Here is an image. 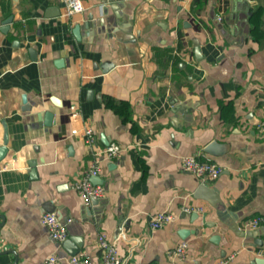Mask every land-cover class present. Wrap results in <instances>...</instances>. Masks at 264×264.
Segmentation results:
<instances>
[{
    "label": "crops",
    "instance_id": "1",
    "mask_svg": "<svg viewBox=\"0 0 264 264\" xmlns=\"http://www.w3.org/2000/svg\"><path fill=\"white\" fill-rule=\"evenodd\" d=\"M83 4L69 16L64 0H0V264L70 256L41 223L51 208L95 263L105 235L131 264H257L264 224L247 223L264 217V0ZM212 142L219 156L204 152ZM113 143L120 156H100L93 176L105 196L86 206L73 186ZM191 155L221 176L185 171ZM203 183L219 208L196 197ZM161 212L174 220L154 229Z\"/></svg>",
    "mask_w": 264,
    "mask_h": 264
},
{
    "label": "built area",
    "instance_id": "2",
    "mask_svg": "<svg viewBox=\"0 0 264 264\" xmlns=\"http://www.w3.org/2000/svg\"><path fill=\"white\" fill-rule=\"evenodd\" d=\"M67 5V13L69 16L80 13L84 10L83 0H64ZM258 129L264 133V122L258 125ZM86 143L90 146H96V137L91 128H88L85 132ZM121 154V147L115 143L108 145L105 149L99 150L95 148L94 155L96 161L93 166L88 169L83 177L74 184V189L84 200L86 206L90 205L93 200H100L105 196V189L102 185L94 184L91 181V177L98 175L100 171L99 157L102 156L107 159H115ZM182 167L185 171L194 174L198 178L204 181H214L218 179L223 168L212 159H201L198 155L186 156L182 160ZM187 212L192 211V208H186ZM174 216L170 213L161 212L158 213L151 222V227L159 229L166 224L172 222ZM41 223L44 225L51 237L63 243L67 240L69 234L67 224L62 222L55 213H46L41 218ZM264 224V217L257 216L249 220L247 227L250 229H256ZM99 247L102 250V258L100 263H95L85 253H79L75 256L61 257L57 253H53L46 258L45 264H131L122 259L117 251L116 246L108 241L105 235H100L98 239ZM188 244L182 242L178 248L174 251L177 256H183L186 253ZM234 256H229L222 259L219 264H230Z\"/></svg>",
    "mask_w": 264,
    "mask_h": 264
},
{
    "label": "water",
    "instance_id": "3",
    "mask_svg": "<svg viewBox=\"0 0 264 264\" xmlns=\"http://www.w3.org/2000/svg\"><path fill=\"white\" fill-rule=\"evenodd\" d=\"M89 20L92 21L93 20V16L90 15L89 16ZM199 54V51L197 50V55ZM24 102L26 103L27 100H26V97H24ZM44 123H45V126H52L54 123H55V120H54V114L50 111L46 112L45 113V118H44ZM7 138H5V144L3 146H0V161L3 160L5 158V156L8 154V147H7ZM218 143L217 142H212L210 144H208L205 148H204V152L207 153V154H210V155H214V156H219L220 154L216 152V148L218 147ZM31 167L33 169H35V164L32 163L31 164ZM97 177H91V181L94 183V184H98L97 183ZM209 187H207V184L206 183H203L199 188H198V193L196 194V197L198 199H202V200H205V201H208L210 202L214 207L216 208H219L217 203H215L213 201V193L211 191H213V189H207ZM210 190V191H208ZM100 200H93L92 201V205L93 206H97L100 204ZM49 211L51 213H53L55 211V209L51 208L49 209ZM72 243H74L75 245L73 246ZM63 247L68 251V253L70 254V256H75L77 254L80 253V250H81V247H82V244L74 239V238H70L69 240L65 241L63 243ZM256 263L257 264H264V259H258L256 260Z\"/></svg>",
    "mask_w": 264,
    "mask_h": 264
}]
</instances>
